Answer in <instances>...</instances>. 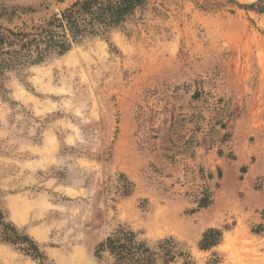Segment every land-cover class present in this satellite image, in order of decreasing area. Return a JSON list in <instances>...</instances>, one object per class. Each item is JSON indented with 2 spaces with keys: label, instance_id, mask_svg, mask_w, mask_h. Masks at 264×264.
<instances>
[{
  "label": "rangeland",
  "instance_id": "obj_1",
  "mask_svg": "<svg viewBox=\"0 0 264 264\" xmlns=\"http://www.w3.org/2000/svg\"><path fill=\"white\" fill-rule=\"evenodd\" d=\"M78 0H0V26ZM264 0H147L0 78V264H112L120 228L264 264ZM220 240L201 247L205 233ZM35 246V247H34ZM181 262V261H180Z\"/></svg>",
  "mask_w": 264,
  "mask_h": 264
},
{
  "label": "trees",
  "instance_id": "obj_2",
  "mask_svg": "<svg viewBox=\"0 0 264 264\" xmlns=\"http://www.w3.org/2000/svg\"><path fill=\"white\" fill-rule=\"evenodd\" d=\"M147 0H78L70 8L52 15L37 26L18 31L0 26V78L7 70L44 61L52 54H65L80 39L100 35L125 22ZM260 11H264L261 8ZM3 239L17 243L12 226L3 221ZM220 231L205 233L201 247L208 248L220 240ZM35 247V246H34ZM112 264H197L192 255L179 247L173 238L151 245L137 238L135 232L120 228L101 245ZM181 261V262H180Z\"/></svg>",
  "mask_w": 264,
  "mask_h": 264
}]
</instances>
